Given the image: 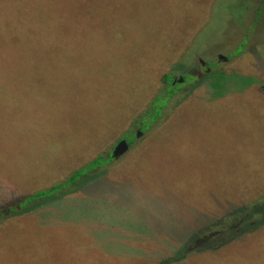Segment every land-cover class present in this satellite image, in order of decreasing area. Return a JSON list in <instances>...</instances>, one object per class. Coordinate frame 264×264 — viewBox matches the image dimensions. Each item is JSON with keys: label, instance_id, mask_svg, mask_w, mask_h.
<instances>
[{"label": "rangeland", "instance_id": "1", "mask_svg": "<svg viewBox=\"0 0 264 264\" xmlns=\"http://www.w3.org/2000/svg\"><path fill=\"white\" fill-rule=\"evenodd\" d=\"M263 196L264 0H0V264H264L259 215L192 250Z\"/></svg>", "mask_w": 264, "mask_h": 264}, {"label": "trees", "instance_id": "2", "mask_svg": "<svg viewBox=\"0 0 264 264\" xmlns=\"http://www.w3.org/2000/svg\"><path fill=\"white\" fill-rule=\"evenodd\" d=\"M39 12H34L31 14V33L36 34L39 31H45L47 30L45 28V25L43 27V24L46 23V19L45 16H42L40 18H36V14ZM187 73H185V70H183V76H184V80L187 81ZM177 77L173 72L172 73H167L162 77V80L167 84L166 88L167 90L164 92L166 93L165 95L167 96V101L169 100V97L171 93H173L175 91V88L180 86V83L176 80L175 83H172V81H174ZM165 88V89H166ZM164 95V96H165ZM162 95L157 96L153 103L152 106L149 107V109L146 111L145 115L147 116H151L152 113H154L155 109H158V113L162 112V110L165 108L166 105H162L163 100H162ZM169 102V101H168ZM157 120V118H155ZM154 119V120H155ZM153 120V121H154ZM142 127L144 128V126L142 125ZM146 127H148V124L146 125ZM129 144H132V140H128ZM104 158V157H101ZM114 158V157H113ZM102 161L99 159L93 160L91 162L92 166L87 170V166L86 167H82V168H78L76 169L70 176L69 178L58 184L55 185L53 187H51L50 189L46 190L47 192H51V191H55V190H61L64 188H67L69 186H73L74 184H76L82 177H84L85 172L89 171L93 166H98ZM90 172V171H89ZM46 192V193H47ZM43 192H36L33 196L31 197H24L23 201H29L32 200L34 198H39L42 197ZM262 198V197H261ZM258 199L257 201H253L250 202L248 204H245V206H241V207H235L232 212H229L228 215L230 220V224L229 225H220V224H212V225H208V226H203L200 227L202 230L199 233V237L197 238L196 236V241L194 242V244L192 245V247H190V249L194 250H199L201 251V249L210 246L208 244V241L210 239H212L213 241L216 240L217 238H222L224 237V233L229 232L231 235V237H237L240 236L241 234H243L245 232V228L249 227H245L246 225H253L255 223L254 221V215H259V218L261 220V222L264 221V196L262 199ZM27 203V202H26ZM227 216V217H228ZM222 220V219H221ZM251 225V226H252ZM255 226V225H254ZM247 229V230H248ZM197 235V234H196ZM206 242V243H205ZM205 243V245H203ZM185 250H183L184 252ZM184 253L181 255H177L176 257H172L169 259H166L164 262H161L159 264H166V263H170V261H174V260H178V259H182L184 257Z\"/></svg>", "mask_w": 264, "mask_h": 264}, {"label": "water", "instance_id": "3", "mask_svg": "<svg viewBox=\"0 0 264 264\" xmlns=\"http://www.w3.org/2000/svg\"><path fill=\"white\" fill-rule=\"evenodd\" d=\"M221 57H223V56H221ZM223 58L227 59V57H223ZM182 81H184V77L183 76H181L179 78V82H182ZM141 133L142 132L139 130L138 133H137V137H139L141 135ZM129 148H130V144H129L128 140L125 139V138L121 139L119 141V143L116 145V147L114 148L113 157L114 158H119L120 156L125 154L129 150Z\"/></svg>", "mask_w": 264, "mask_h": 264}, {"label": "flooded vegetation", "instance_id": "4", "mask_svg": "<svg viewBox=\"0 0 264 264\" xmlns=\"http://www.w3.org/2000/svg\"><path fill=\"white\" fill-rule=\"evenodd\" d=\"M218 58H219V61H221V60H224V61H228L229 60V58L228 59H225V58H223V57H221L220 55L218 56ZM201 62H202V66H204V67H206V69H205V72H198V71H195V73H199L200 75L201 74H206V73H210L211 71H212V68H210V66H209V62H205V61H203L202 59L200 60ZM215 66V65H214ZM180 77V76H179ZM176 79L175 80H177L178 82H179V79H177V77H175ZM185 81V80H184ZM183 82V81H182ZM180 83V82H179ZM181 84V83H180ZM19 208V207H18Z\"/></svg>", "mask_w": 264, "mask_h": 264}]
</instances>
